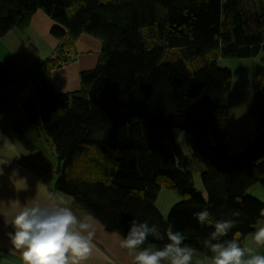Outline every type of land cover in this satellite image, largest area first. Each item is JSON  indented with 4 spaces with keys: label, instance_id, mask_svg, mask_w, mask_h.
<instances>
[{
    "label": "trees",
    "instance_id": "obj_1",
    "mask_svg": "<svg viewBox=\"0 0 264 264\" xmlns=\"http://www.w3.org/2000/svg\"><path fill=\"white\" fill-rule=\"evenodd\" d=\"M38 9L53 21L50 34L58 42L53 55L72 52L81 33L101 42L99 60L80 73L77 90L54 89L50 71L59 64L52 56L23 105L26 121L54 146V190L123 238L133 219L156 224L161 234L171 226L185 244L211 259L205 241L214 222L235 219L223 239L243 246L256 222L264 220V202L245 194L254 183L264 185V74L253 93L255 132L249 142L238 137V150H230L225 128L231 70L207 52L225 57L264 52V0H0V36L26 28ZM163 46L186 59L201 56L204 63L189 71L180 59L167 60ZM14 82L26 83L27 77L0 61V108L8 102L5 87ZM174 127L203 165L207 197L193 185ZM17 139L34 148L24 136ZM162 185L182 196L167 218L155 205ZM205 209L213 225L195 217ZM167 242L166 236H149L144 247Z\"/></svg>",
    "mask_w": 264,
    "mask_h": 264
},
{
    "label": "crops",
    "instance_id": "obj_2",
    "mask_svg": "<svg viewBox=\"0 0 264 264\" xmlns=\"http://www.w3.org/2000/svg\"><path fill=\"white\" fill-rule=\"evenodd\" d=\"M52 24L47 14L38 9L26 28H14L0 36L1 63L11 72L27 77L26 83L14 82L5 87L8 102L0 108V161H7L0 164V264H23L21 250L12 244L10 234H14L15 229L11 221L23 206L42 201L46 193H55L81 218L90 216L73 202L72 197L56 193L55 175L46 178L37 169L43 162L34 154L42 153L43 144L50 140L26 121L23 107L31 97L32 81L57 50V39L50 34ZM71 50L74 59L64 67H54L50 71L57 92H69L80 87L79 75L95 67L100 57L101 42L93 35L81 33ZM18 134L31 141L34 148L30 150L23 146L17 139ZM91 222L95 229V247L85 264H133V257L120 247L123 237L116 231L105 230L93 217ZM261 226H264V220L256 222L255 230ZM252 233L245 236L243 246L251 244ZM259 251L264 254V249ZM192 264H211V259L194 251Z\"/></svg>",
    "mask_w": 264,
    "mask_h": 264
},
{
    "label": "clouds",
    "instance_id": "obj_3",
    "mask_svg": "<svg viewBox=\"0 0 264 264\" xmlns=\"http://www.w3.org/2000/svg\"><path fill=\"white\" fill-rule=\"evenodd\" d=\"M194 215L201 225H213L208 210ZM91 221V216H78L55 193H46L42 201L23 206L14 216L11 224L15 232L10 236L14 248L21 250L23 264H85L95 247ZM236 223L235 219L214 222V231L205 241L212 253L211 264H264V254L259 251L264 249V226L252 233L250 245L242 246L237 239H223ZM149 236L158 240L166 236L168 242L161 248L144 247ZM184 241L185 236L171 226L161 234L156 224L133 219L120 247L133 257V264H192L194 249Z\"/></svg>",
    "mask_w": 264,
    "mask_h": 264
},
{
    "label": "rangeland",
    "instance_id": "obj_4",
    "mask_svg": "<svg viewBox=\"0 0 264 264\" xmlns=\"http://www.w3.org/2000/svg\"><path fill=\"white\" fill-rule=\"evenodd\" d=\"M163 48L167 60L180 59L189 71H192L195 66H201L204 63V59L201 56L194 59H186L182 57L180 51L174 47L167 48L163 46ZM212 50L213 49L209 50L207 53L215 55L217 65L220 67H227L231 70V86L228 94V122L225 130L229 135V139L232 138L231 142L230 140L228 141L229 149L238 150L236 143L237 138H246L249 142V137L255 132V119L252 114L253 93L257 82L262 79V75L264 74V52L263 50H259L256 55L249 57H225L220 54L216 55ZM173 132L187 158V168L191 171L194 187L202 192L204 197H207L205 187L200 177L203 165L198 162L196 157L190 152L181 136V131L174 127ZM232 143H235V145ZM34 155L40 157L43 162L41 167H37L39 172L46 178H51V176L55 175L56 179L58 159L53 144L50 141H48V143L45 142L43 144V152H37V154ZM30 161H33V159H30ZM56 193H61L64 197H70L62 192L56 191ZM245 194L259 197L264 200V185L261 183H254L247 188ZM181 199L182 196L167 188L165 185H162L157 192L155 205L162 216L167 218L170 207ZM149 247L152 248L154 246L149 245Z\"/></svg>",
    "mask_w": 264,
    "mask_h": 264
},
{
    "label": "built area",
    "instance_id": "obj_5",
    "mask_svg": "<svg viewBox=\"0 0 264 264\" xmlns=\"http://www.w3.org/2000/svg\"><path fill=\"white\" fill-rule=\"evenodd\" d=\"M53 57L58 58L59 67H64L74 59V54L72 52H63L60 54H55Z\"/></svg>",
    "mask_w": 264,
    "mask_h": 264
}]
</instances>
